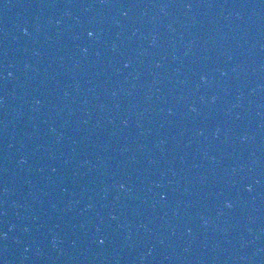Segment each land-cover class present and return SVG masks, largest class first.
<instances>
[{
    "label": "water",
    "instance_id": "obj_1",
    "mask_svg": "<svg viewBox=\"0 0 264 264\" xmlns=\"http://www.w3.org/2000/svg\"><path fill=\"white\" fill-rule=\"evenodd\" d=\"M0 264H264V0H0Z\"/></svg>",
    "mask_w": 264,
    "mask_h": 264
}]
</instances>
